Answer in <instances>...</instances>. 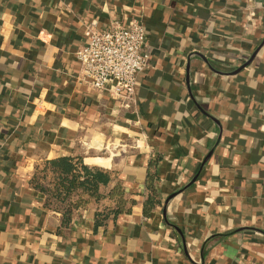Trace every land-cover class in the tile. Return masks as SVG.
I'll return each instance as SVG.
<instances>
[{
    "label": "crops",
    "instance_id": "0c3cea01",
    "mask_svg": "<svg viewBox=\"0 0 264 264\" xmlns=\"http://www.w3.org/2000/svg\"><path fill=\"white\" fill-rule=\"evenodd\" d=\"M113 19L148 33L130 107L78 79ZM77 155L129 212L46 205L35 168ZM0 264H264V0H0Z\"/></svg>",
    "mask_w": 264,
    "mask_h": 264
},
{
    "label": "built area",
    "instance_id": "2783aa9c",
    "mask_svg": "<svg viewBox=\"0 0 264 264\" xmlns=\"http://www.w3.org/2000/svg\"><path fill=\"white\" fill-rule=\"evenodd\" d=\"M247 8L248 17L253 18L254 6ZM147 35L145 24L137 19L128 25L113 19L107 28L99 27L97 21L90 22L84 43L75 51L80 65L78 79L130 107L139 78L150 66L149 54L144 50Z\"/></svg>",
    "mask_w": 264,
    "mask_h": 264
},
{
    "label": "trees",
    "instance_id": "16d2710c",
    "mask_svg": "<svg viewBox=\"0 0 264 264\" xmlns=\"http://www.w3.org/2000/svg\"><path fill=\"white\" fill-rule=\"evenodd\" d=\"M155 180V171L151 167L146 181L150 191L147 211L160 202ZM31 183L44 194L49 208L63 214L65 223L71 220L76 210L93 203L97 205L98 220L129 212L134 203L126 197L122 184L117 182L116 171L90 167L81 155L44 161L35 168Z\"/></svg>",
    "mask_w": 264,
    "mask_h": 264
},
{
    "label": "water",
    "instance_id": "95a60500",
    "mask_svg": "<svg viewBox=\"0 0 264 264\" xmlns=\"http://www.w3.org/2000/svg\"><path fill=\"white\" fill-rule=\"evenodd\" d=\"M247 64H248V63H246L245 65H243V67L246 66Z\"/></svg>",
    "mask_w": 264,
    "mask_h": 264
}]
</instances>
